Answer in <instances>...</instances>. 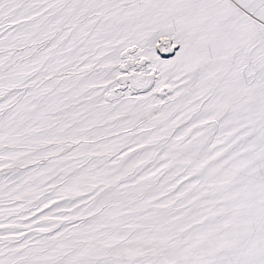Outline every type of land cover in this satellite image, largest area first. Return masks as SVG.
<instances>
[{
	"label": "snow or ice",
	"instance_id": "6c2138e0",
	"mask_svg": "<svg viewBox=\"0 0 264 264\" xmlns=\"http://www.w3.org/2000/svg\"><path fill=\"white\" fill-rule=\"evenodd\" d=\"M0 264H264V0H0Z\"/></svg>",
	"mask_w": 264,
	"mask_h": 264
}]
</instances>
